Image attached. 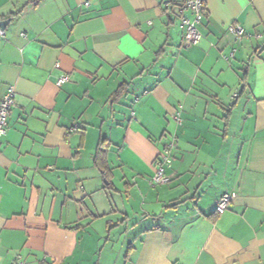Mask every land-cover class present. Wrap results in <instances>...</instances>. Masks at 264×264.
<instances>
[{
  "label": "crops",
  "instance_id": "0c3cea01",
  "mask_svg": "<svg viewBox=\"0 0 264 264\" xmlns=\"http://www.w3.org/2000/svg\"><path fill=\"white\" fill-rule=\"evenodd\" d=\"M181 2L0 0V264H264V0H205L191 45Z\"/></svg>",
  "mask_w": 264,
  "mask_h": 264
},
{
  "label": "built area",
  "instance_id": "2783aa9c",
  "mask_svg": "<svg viewBox=\"0 0 264 264\" xmlns=\"http://www.w3.org/2000/svg\"><path fill=\"white\" fill-rule=\"evenodd\" d=\"M88 3V2H86ZM205 10V0H182L178 6L179 26L182 32V43L184 45L195 44L200 41L201 32L198 29L199 16ZM226 29L231 32L236 38H241L247 33L243 27L237 23H230ZM5 30L0 25V36H4ZM232 54V53H231ZM230 54V55H231ZM58 66V63L55 64ZM69 80L66 73L60 74L57 79V84L60 85ZM16 91L12 85H9L0 99V138L7 132L8 122L7 116L9 110L16 103ZM237 91H234L233 97L236 98ZM177 119H179L177 117ZM176 142L175 137H172L161 149L156 158V165L153 173L149 178L151 185L164 184L170 181L171 176L167 169L172 167L169 160L171 150L174 148ZM236 193L234 191L223 192L216 200L215 211L218 213L227 209L232 202ZM9 264H15L10 262Z\"/></svg>",
  "mask_w": 264,
  "mask_h": 264
},
{
  "label": "trees",
  "instance_id": "16d2710c",
  "mask_svg": "<svg viewBox=\"0 0 264 264\" xmlns=\"http://www.w3.org/2000/svg\"><path fill=\"white\" fill-rule=\"evenodd\" d=\"M127 86H128L127 82H122L118 85V87L110 95L111 103L118 101L125 94ZM229 112L230 111L228 110L227 114L225 115V118L228 117ZM109 145H110V140L107 139L106 137H101L96 146L94 160L95 163L101 168L104 165L105 156L108 151ZM215 212L218 213L217 211Z\"/></svg>",
  "mask_w": 264,
  "mask_h": 264
},
{
  "label": "water",
  "instance_id": "95a60500",
  "mask_svg": "<svg viewBox=\"0 0 264 264\" xmlns=\"http://www.w3.org/2000/svg\"><path fill=\"white\" fill-rule=\"evenodd\" d=\"M8 21H9V18L2 19V20H0V25L4 28Z\"/></svg>",
  "mask_w": 264,
  "mask_h": 264
},
{
  "label": "rangeland",
  "instance_id": "374dc122",
  "mask_svg": "<svg viewBox=\"0 0 264 264\" xmlns=\"http://www.w3.org/2000/svg\"><path fill=\"white\" fill-rule=\"evenodd\" d=\"M240 73V75H241V72H239ZM225 107V106H224Z\"/></svg>",
  "mask_w": 264,
  "mask_h": 264
}]
</instances>
